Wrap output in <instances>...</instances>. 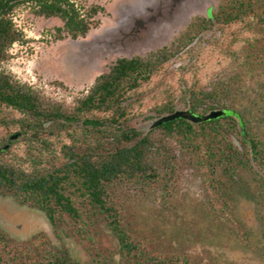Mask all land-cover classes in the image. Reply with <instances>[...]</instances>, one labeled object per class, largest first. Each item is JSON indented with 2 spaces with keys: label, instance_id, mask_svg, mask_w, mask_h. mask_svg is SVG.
<instances>
[{
  "label": "trees",
  "instance_id": "trees-1",
  "mask_svg": "<svg viewBox=\"0 0 264 264\" xmlns=\"http://www.w3.org/2000/svg\"><path fill=\"white\" fill-rule=\"evenodd\" d=\"M104 10L79 0H0V112H18L20 130L30 141L23 163L10 161V147L0 142V194L42 210L53 224L65 221L84 239L87 224L98 214L118 248L119 256L111 251L107 264H203L201 257L172 245L168 250L165 243L157 245L137 230L127 207L116 198L117 190L128 189L146 197L161 192L164 200H171L182 168L188 166L207 183L213 219L221 228H245V240L251 241V224L237 214L235 195L242 189L258 209L264 236V114L257 108L264 103V0H220L210 17H194L170 45L147 56L117 58L71 107L47 99L3 68L13 45L27 41L16 21L18 13L57 17L62 21L55 28L57 36L76 39L97 25V15ZM214 27L237 64L226 77L181 89L192 112L225 113L197 123L176 118L146 131L129 127L132 101L142 85L191 39ZM153 108L159 116L177 109L169 91ZM71 118L98 123L79 126L67 121ZM54 130L65 131L69 141L39 138ZM16 134L9 133L8 141ZM0 264L86 263L45 233L35 234L26 244L0 228Z\"/></svg>",
  "mask_w": 264,
  "mask_h": 264
},
{
  "label": "rangeland",
  "instance_id": "rangeland-1",
  "mask_svg": "<svg viewBox=\"0 0 264 264\" xmlns=\"http://www.w3.org/2000/svg\"><path fill=\"white\" fill-rule=\"evenodd\" d=\"M86 4H99L104 11L97 15L98 23L85 37L59 38L55 28L62 25L57 17L44 18L27 12L16 16L17 23L24 28L27 41L16 43L10 50L11 57L3 68L17 80L32 83L33 87L49 100L71 107L88 91L95 78L119 57L147 56L150 52L166 45L186 30L191 19L206 16L208 7L217 9L220 0H207L201 8L193 9L184 22L169 25L165 37L156 43H138L134 51L94 50L92 42L115 31L123 23L131 26L133 12L143 10L149 0H79ZM237 25L233 26V28ZM219 28L204 30L191 39L179 52L165 62L153 77L145 82L134 96L129 127L148 130L152 121L159 117L153 110L157 103L170 96L177 109H187L183 101L182 86L193 82L208 84L216 77H226L237 64L227 50V41L221 39ZM163 36V35H162ZM239 47V43L235 49ZM264 114V103L257 105ZM154 116L153 119L149 118ZM20 114L11 110L0 112V142L10 143L6 157L13 162L23 163L27 159L29 139L20 130L17 122ZM75 125L80 124L76 123ZM78 126V128H79ZM21 132L19 137L8 141L9 133ZM43 133L55 143L59 139L69 141L65 131ZM262 133L264 135V126ZM37 135V134H35ZM34 135V137H36ZM51 137V138H50ZM38 146L39 143L35 142ZM60 149V145H55ZM158 192L146 197L134 190L116 192V198L127 207L130 219L140 230L159 245L165 243L168 250L177 247L202 258L203 264H264V236L258 209L242 189L236 192L237 214L251 224V241L245 240V228L223 229L213 219V196L203 177L186 166L182 168L179 189L173 199L164 200ZM258 216V217H257ZM38 225L28 228V221ZM6 221L8 224L3 223ZM10 223V224H9ZM22 224V229L16 228ZM0 228L15 240L29 244L34 235L45 233L60 248L68 249L73 257L86 264H107L111 251L119 256L117 243L105 220L95 214L87 224L86 239L77 236L69 224L60 222L53 229L45 213L21 204L13 196L0 194ZM59 231L60 235L57 234ZM158 242V243H157ZM155 243V242H154ZM170 245H172L170 247ZM98 261H102L99 263Z\"/></svg>",
  "mask_w": 264,
  "mask_h": 264
},
{
  "label": "flooded vegetation",
  "instance_id": "flooded-vegetation-1",
  "mask_svg": "<svg viewBox=\"0 0 264 264\" xmlns=\"http://www.w3.org/2000/svg\"><path fill=\"white\" fill-rule=\"evenodd\" d=\"M206 1L207 0H149L148 5L142 11L139 10L138 12L136 10L135 12H133V14L135 15L133 16L134 21L131 22V26L123 23L120 27L117 28L115 34L107 35V37L104 36L92 42V48H94V50L102 48V51L105 52L107 50H111L114 52H131L136 49L138 43H156L160 41L162 37H165L164 35H166L165 32L169 25L184 22L192 13L193 9L201 8ZM215 10L212 11V7H208L205 17H210L213 12H215ZM75 119L76 118L67 121L78 123L81 126L91 124L88 122L84 123V120L86 119H82L80 121H77ZM102 127H104V125H102ZM19 133L21 135V132ZM48 133L52 135L53 132L50 131ZM20 135H18L17 137H19ZM35 136L37 138L38 135ZM14 138L15 137H13V139ZM9 146L10 143L8 142L6 143L5 148H8ZM3 223L8 224L6 221H3ZM48 223L53 229H59V225L51 223L49 219ZM27 225L29 229L33 230V228L37 227L38 222L34 226L33 221L29 220ZM16 228L21 230L22 224H17ZM57 234L60 235L59 231H57Z\"/></svg>",
  "mask_w": 264,
  "mask_h": 264
},
{
  "label": "water",
  "instance_id": "water-1",
  "mask_svg": "<svg viewBox=\"0 0 264 264\" xmlns=\"http://www.w3.org/2000/svg\"><path fill=\"white\" fill-rule=\"evenodd\" d=\"M225 113V109H213L210 112L200 115V114H196L194 112H192L189 108L187 109H176L174 112L172 113H167V114H163L160 115L159 117L155 118L151 125V127L157 126L159 124H162L164 122L176 119V118H186L192 122H200V121H205V120H209V119H213V118H217L222 116ZM74 118L71 119H67V120H73ZM91 123V124H95L98 123L95 120H84V123ZM101 126L103 125L102 123H99ZM18 135H14L13 137H17Z\"/></svg>",
  "mask_w": 264,
  "mask_h": 264
},
{
  "label": "built area",
  "instance_id": "built-area-1",
  "mask_svg": "<svg viewBox=\"0 0 264 264\" xmlns=\"http://www.w3.org/2000/svg\"><path fill=\"white\" fill-rule=\"evenodd\" d=\"M29 84V83H28ZM32 83L30 82V85H31ZM33 86V85H32Z\"/></svg>",
  "mask_w": 264,
  "mask_h": 264
}]
</instances>
